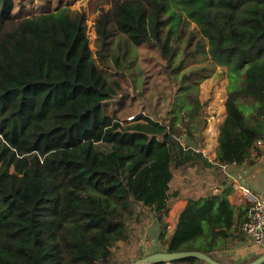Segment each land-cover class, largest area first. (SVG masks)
Returning <instances> with one entry per match:
<instances>
[{
    "label": "trees",
    "instance_id": "16d2710c",
    "mask_svg": "<svg viewBox=\"0 0 264 264\" xmlns=\"http://www.w3.org/2000/svg\"><path fill=\"white\" fill-rule=\"evenodd\" d=\"M17 1L0 0V264H117L153 216L167 252L231 246L248 216L223 166L264 138V0H92L94 48L84 7L18 16ZM142 46L159 50L171 101L158 118L109 116ZM219 66L227 114L209 160L200 85ZM207 171L223 188L190 197L169 234L176 172Z\"/></svg>",
    "mask_w": 264,
    "mask_h": 264
},
{
    "label": "crops",
    "instance_id": "0c3cea01",
    "mask_svg": "<svg viewBox=\"0 0 264 264\" xmlns=\"http://www.w3.org/2000/svg\"><path fill=\"white\" fill-rule=\"evenodd\" d=\"M224 70V72H227L226 66H221ZM226 77V75H225ZM209 79V78H208ZM207 79V80H208ZM224 79V78H223ZM221 79L220 84L221 88L219 87V93L222 94V90H225V93H223L224 99L222 101L223 105H220V108L224 107V111L221 113L219 111L217 114L213 112L210 116L211 107L215 105V101L210 100L208 101V105L203 104V110L204 113L207 115L208 111V123L206 127L202 130V153L209 158V160H215L216 158V147L218 145V136H219V130L222 122L224 121L227 111L225 107V101L228 97L227 93V77L226 82ZM120 96V95H119ZM121 101L118 103H115L114 105L105 106L106 114L109 116L111 115H117L120 118L123 119L124 114L127 117L128 115H131L133 113H139L140 104L133 103L132 99L128 97L122 98ZM212 101V102H211ZM204 102V101H202ZM135 111L127 115L130 111ZM145 113V111H143ZM151 116V115H150ZM254 153L255 150L252 151V157L249 162H246L244 164H230L223 166V175L224 180L226 183H232L234 185L233 191L229 194L228 198L236 207L237 211V217L236 220H238V217H247L249 213L250 208V201L249 198L245 195L243 191V187H247L253 194L257 195L263 202H264V171L261 169L260 166L256 165L254 163ZM206 179V183L205 180ZM203 180L197 181V179L194 180L195 183H198L199 185L196 187H193L191 189L186 187V190L181 195L176 198L169 210L168 215L166 216V221L168 222V233L172 234L174 231L176 224L179 220V217L182 213V211L185 209L189 198L192 196H201L206 195L211 192L217 193L222 188L223 185L219 181V178L215 176L214 172L207 171L203 174ZM202 184H205V187H202ZM156 218L153 216L151 226L147 229L145 226L144 233L141 237V239L137 242L128 244L127 242L120 241L118 245L113 248V250L118 251L119 249H126L130 246L135 247H141V253L143 252V256H148L149 254L155 253V252H167L165 249V246L161 244L160 239L158 238V231L159 226L156 223ZM234 239V240H233ZM233 240V241H232ZM232 241L231 243H229ZM229 244H232L231 246L225 247V248H219L213 251L212 253L215 256H211L214 260L222 263V264H264V259L262 261L261 258L264 256V246L257 244L252 240L250 236H248L244 230H241L240 233L235 235V237H230ZM134 255L136 250H133ZM117 256V255H116ZM191 257H196L198 260H192ZM141 257H138L134 259L132 263H134L136 260L140 259ZM118 259V257H117ZM126 258L123 256H119V260L117 264H120L124 262ZM154 263V262H153ZM151 263V264H153ZM124 264V263H123ZM157 264H212L198 256L190 255V256H184L179 257L173 260H164L160 261Z\"/></svg>",
    "mask_w": 264,
    "mask_h": 264
},
{
    "label": "rangeland",
    "instance_id": "374dc122",
    "mask_svg": "<svg viewBox=\"0 0 264 264\" xmlns=\"http://www.w3.org/2000/svg\"><path fill=\"white\" fill-rule=\"evenodd\" d=\"M92 4V0H18L14 11L18 16H29L36 13L55 10L59 7H84L87 12L88 33L91 38V46L94 48L96 28L94 26L95 13L90 11V5ZM133 46L135 45L133 44ZM154 51L155 50L151 52L142 46L135 50V54L139 56L137 59L128 56L121 62V65L130 66V69L119 71V75H122L121 84L125 90L121 92L123 94H120L119 97H115L112 101L108 102L107 106L120 102L121 96H123L122 98L129 96L133 103L140 104L141 107L139 111L141 113L142 111H145L147 115H151L155 118L164 115L167 105L171 101V87L160 67L162 64L160 52L159 50H157V52ZM145 53L148 55L146 57L147 60L143 59V54ZM196 61H199V59ZM207 61L208 60H206V62ZM223 70L224 69L221 66L217 67L213 75L210 76L209 79L207 78L208 80H204L200 85V98L204 101L203 104L208 105V101L212 99L216 102L215 105L211 107L212 111L209 113V117H211L213 112L217 114L219 111H221V113L224 111V107L220 108V105H223L224 101L222 100L225 96L223 97L222 94L225 93V90L221 89V94L219 93V87H217L218 85L220 88L222 87L220 81L224 78L223 81L226 82V77L229 85L228 67L227 72H224ZM135 83H138V87L136 88L134 86ZM132 112L135 111L132 110L128 112L127 115ZM125 115L126 114H124L123 119H126ZM195 179H197V181L203 180V175L193 174L191 176H185L176 172L173 189L177 190V188L181 187L183 193L186 190V187L191 189L199 185L194 182ZM203 181H205V183L207 182L206 179ZM202 187H205V184H202ZM151 222L152 219L147 220L142 226L140 229L141 237L144 233L145 226L148 229L152 225ZM133 250H136V255H134ZM115 254L117 255L116 258L118 257L117 262L119 256L126 258L124 262L120 264H131L134 259L138 257L143 258L142 256L144 255L143 252L141 253V247L139 246H130L126 249H119Z\"/></svg>",
    "mask_w": 264,
    "mask_h": 264
},
{
    "label": "built area",
    "instance_id": "2783aa9c",
    "mask_svg": "<svg viewBox=\"0 0 264 264\" xmlns=\"http://www.w3.org/2000/svg\"><path fill=\"white\" fill-rule=\"evenodd\" d=\"M146 114L142 111L131 114L125 120L134 121L139 115ZM254 163L264 171V138H258L255 142ZM245 195L250 201V210L247 220L242 228L244 232L252 238L254 242L264 246V202L247 187H243Z\"/></svg>",
    "mask_w": 264,
    "mask_h": 264
},
{
    "label": "water",
    "instance_id": "95a60500",
    "mask_svg": "<svg viewBox=\"0 0 264 264\" xmlns=\"http://www.w3.org/2000/svg\"><path fill=\"white\" fill-rule=\"evenodd\" d=\"M190 255L198 256L212 264H222L214 260L212 257L207 255L206 253H203L197 250L180 251V252H155V253L149 254L148 256H145L143 258L136 260L132 264H151L157 261L173 260L179 257L190 256ZM263 259H264V256L261 258L260 261H262Z\"/></svg>",
    "mask_w": 264,
    "mask_h": 264
}]
</instances>
